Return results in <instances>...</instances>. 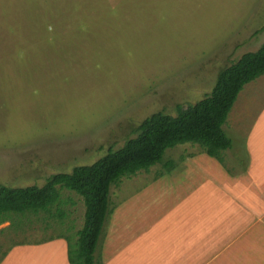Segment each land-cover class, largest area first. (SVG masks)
I'll list each match as a JSON object with an SVG mask.
<instances>
[{
	"label": "rangeland",
	"instance_id": "374dc122",
	"mask_svg": "<svg viewBox=\"0 0 264 264\" xmlns=\"http://www.w3.org/2000/svg\"><path fill=\"white\" fill-rule=\"evenodd\" d=\"M263 43L264 0H0V185L42 186L55 173L93 163L134 137L150 114L175 115L178 104L206 96L220 70ZM263 107L264 74L243 86L227 115L232 146ZM230 149L224 165L203 156L233 183ZM199 150L175 145L148 171L111 186L94 264H152L144 250L158 264H198L227 241L226 231L199 224L201 217L186 233L172 215L187 216L182 186L191 175L182 174L189 167L179 158ZM171 159L176 166L164 170ZM219 189L213 197L224 204ZM62 200V218L27 214L16 230L1 223L0 260L17 242L36 251L27 257L32 264L65 253L64 237L74 239L84 204L67 190Z\"/></svg>",
	"mask_w": 264,
	"mask_h": 264
},
{
	"label": "trees",
	"instance_id": "16d2710c",
	"mask_svg": "<svg viewBox=\"0 0 264 264\" xmlns=\"http://www.w3.org/2000/svg\"><path fill=\"white\" fill-rule=\"evenodd\" d=\"M263 74L264 43L254 51L242 53L235 62L220 70L206 96L194 104H178L175 115L163 111L150 114L135 128L134 137L116 150L109 149L93 163L75 166L70 173H55L42 186L0 185V224L10 221L8 225L16 230L23 227L20 218L27 214L40 216L46 213L62 218L65 216L60 205L62 192H74L83 200L84 213L74 239L67 235L64 237L67 259L69 264H94V253L109 213L111 186L117 185L123 177L148 171L162 161L166 149L183 143L198 146V152L223 164V152L232 145L223 124L243 86ZM184 158L182 156L180 160ZM162 165L164 170L170 171L176 162L171 159ZM162 175L163 171H159L154 178ZM18 243L22 242L13 245Z\"/></svg>",
	"mask_w": 264,
	"mask_h": 264
},
{
	"label": "crops",
	"instance_id": "0c3cea01",
	"mask_svg": "<svg viewBox=\"0 0 264 264\" xmlns=\"http://www.w3.org/2000/svg\"><path fill=\"white\" fill-rule=\"evenodd\" d=\"M236 101L237 98L233 106ZM233 140L234 144L230 147L231 163L232 167L238 170L237 177L235 173L231 174L234 178L233 183L228 179L229 171L210 165L203 153L194 152L189 159H183L187 160L189 168L182 174L191 175L190 180L182 186L188 188L181 205L187 216L179 215L178 212L172 215L181 218L178 220L179 223H184L188 228L194 217H201L199 224L207 228L214 226L215 230L226 231L229 235L227 241L217 247L213 245L211 252L198 264H264V107L246 132L234 136ZM223 161H226L224 156ZM202 172H205V178L200 174ZM191 185L198 186L195 192H192ZM220 187L227 194V201L224 204L213 197L215 192L220 191ZM177 208L180 209V206ZM190 232L189 228L186 233ZM186 233L183 239H187ZM189 237V245L193 247L192 239ZM13 247L4 256L1 264H32L27 257L36 251L25 248L26 245L23 244ZM43 248L41 246V249ZM61 249L65 250V253H61L60 250L53 253L54 259L50 256L47 264H69L68 259L67 261L64 259L67 258V247L65 249L63 246ZM137 256L141 257L140 254ZM142 256L152 258V264L159 263L147 250H144ZM172 263L174 264V260Z\"/></svg>",
	"mask_w": 264,
	"mask_h": 264
}]
</instances>
